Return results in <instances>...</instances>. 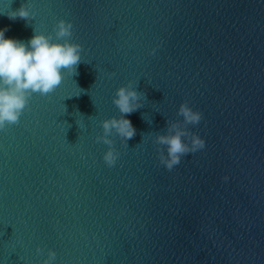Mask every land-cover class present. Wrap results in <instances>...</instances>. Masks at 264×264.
Returning a JSON list of instances; mask_svg holds the SVG:
<instances>
[{
    "label": "water",
    "instance_id": "1",
    "mask_svg": "<svg viewBox=\"0 0 264 264\" xmlns=\"http://www.w3.org/2000/svg\"><path fill=\"white\" fill-rule=\"evenodd\" d=\"M59 19L82 62L0 131V264H264V0H0L7 38ZM129 82L146 99L109 168L95 138ZM184 101L206 147L169 172L153 140Z\"/></svg>",
    "mask_w": 264,
    "mask_h": 264
},
{
    "label": "clouds",
    "instance_id": "2",
    "mask_svg": "<svg viewBox=\"0 0 264 264\" xmlns=\"http://www.w3.org/2000/svg\"><path fill=\"white\" fill-rule=\"evenodd\" d=\"M29 7L22 3L19 9L7 13L9 19L31 21L34 14L29 11ZM7 30L0 29V131H6L20 123L34 93L41 96L52 94L62 83L64 70H70L72 75L77 74L76 68L82 62L81 53L84 51L81 44L70 42L73 24L64 19L55 23L51 33L45 34L34 28L33 35L27 42L7 38ZM154 52L155 49L151 54ZM109 75L111 77L115 73ZM137 87L138 82L135 87L129 82L117 88L112 102L120 116L100 122L103 134L97 135L95 140L108 146L102 158L109 168L115 167L120 157L114 140L110 138L113 133L125 145L136 135V129L125 117L143 107L141 101L146 97L144 93L136 90ZM177 115L182 120H167L165 133L156 132L153 140L158 146L159 163L169 172L181 163L183 157L206 147L205 140L189 128L198 125L203 114L190 107L188 101H184L180 104ZM223 179L227 181L228 177ZM44 251L40 247L36 249L37 254H43ZM56 256L54 250L48 249L43 264H54Z\"/></svg>",
    "mask_w": 264,
    "mask_h": 264
}]
</instances>
